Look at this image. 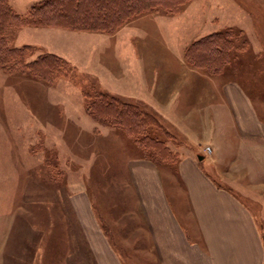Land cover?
<instances>
[{"label": "rangeland", "instance_id": "374dc122", "mask_svg": "<svg viewBox=\"0 0 264 264\" xmlns=\"http://www.w3.org/2000/svg\"><path fill=\"white\" fill-rule=\"evenodd\" d=\"M9 1L16 13L24 15L40 0ZM149 12L131 19L126 28L132 27L124 35L105 36L106 42L73 39L71 48L65 49L62 36L74 38L77 33L51 30L59 33L54 36L30 32L35 31L31 28L11 32L13 47H33L27 60L56 50L78 60L64 59L66 74L51 82L0 70V264H95L79 226L80 207L73 203L81 193L123 264L157 262L129 174L130 162L144 151L124 130L87 112V104L97 94L135 104L151 114L124 91L132 92L134 83L142 82L147 72L153 80L176 78L185 63L183 70L188 74L195 67L185 60L186 49L199 38L218 33L232 43L229 63L218 75L243 78L250 93H262L264 98V0H186L171 11ZM81 53L87 63L78 62L83 60ZM200 73L207 74L201 69ZM166 85L177 86L173 81ZM172 117L168 122L174 129L179 122L192 125L187 117ZM158 118L168 124L166 117L158 115L161 128L150 127L147 135L170 153L150 160L160 167L172 165L176 155L171 148L173 136ZM196 135L203 136L198 142L203 145L206 135L201 130ZM179 138L188 145L185 137L180 134ZM207 161H213L207 156L203 164L209 171ZM160 172L170 204H186L169 178L172 171ZM238 182L253 191L242 198L264 244V185L246 179ZM180 215L189 237L200 241L190 214Z\"/></svg>", "mask_w": 264, "mask_h": 264}, {"label": "crops", "instance_id": "0c3cea01", "mask_svg": "<svg viewBox=\"0 0 264 264\" xmlns=\"http://www.w3.org/2000/svg\"><path fill=\"white\" fill-rule=\"evenodd\" d=\"M7 1L12 8L10 1ZM30 8L24 15L12 10L20 16H27ZM148 13L151 12L140 15ZM130 20L113 34L56 27L27 26L21 29L31 28L35 31L30 32H45L54 36H59V33L55 34L51 30L77 33L74 38L72 35L68 39L62 36L65 49L71 48L73 39L79 43L106 42L105 36H113L117 32H120L118 37L124 35L132 27L126 28ZM45 53L55 54L69 63L71 59L78 60V56H62L59 50ZM80 55L83 60L78 62L87 63L84 54ZM183 65L185 63L181 64V72L176 78L155 77L153 80L147 72L142 82L134 83L132 92L124 91L130 95V100L139 101L143 110L155 117H166V125L158 119L173 136L171 148L176 160L172 165L157 167L137 148L140 158L132 160L129 166L130 179L138 196L145 226L157 253L155 264H264V244L257 222L242 198V195H252L253 191L251 187L238 182L246 179L249 183L264 185L263 95L250 93L243 78L203 74L195 68L192 69L194 74L190 69L186 74ZM123 68L128 75L127 68ZM169 80L177 86L167 87L166 84L171 83ZM151 84L158 86L151 90ZM121 86L118 85V88ZM172 116L182 119L187 117V123L191 121L192 125L179 122L174 129L168 122ZM198 130L206 135L203 145L198 143L202 141L203 134L195 136ZM180 134L188 145L181 143ZM206 147L211 150L209 155L204 151ZM207 156L213 161L206 162L209 171L203 165ZM163 168L172 171L169 178L175 184L177 195L181 192L185 196L186 204L174 207L170 204L162 183L164 175L160 171ZM73 203L80 207L81 213L77 212L79 226L95 264H123L99 223L91 215L86 195H77ZM184 212L192 217L191 227L200 241L194 242L189 237L180 219V213Z\"/></svg>", "mask_w": 264, "mask_h": 264}, {"label": "trees", "instance_id": "16d2710c", "mask_svg": "<svg viewBox=\"0 0 264 264\" xmlns=\"http://www.w3.org/2000/svg\"><path fill=\"white\" fill-rule=\"evenodd\" d=\"M186 0H44L34 4L27 16L16 14L7 0H0V70L8 75H29L51 82L66 74V62L52 54H40L28 61L31 47H11V32L23 27H56L60 29L113 34L131 18L156 9L172 10ZM231 42L228 36L211 34L199 38L185 51V60L193 67L218 75L229 63ZM86 110L94 118L122 129L134 138L148 160H158L166 147L148 137L150 127H160L154 115L137 105L122 103L106 94H97ZM156 142V143H155ZM153 144V145H150ZM155 143V144H154ZM154 151V154L147 153Z\"/></svg>", "mask_w": 264, "mask_h": 264}, {"label": "built area", "instance_id": "2783aa9c", "mask_svg": "<svg viewBox=\"0 0 264 264\" xmlns=\"http://www.w3.org/2000/svg\"><path fill=\"white\" fill-rule=\"evenodd\" d=\"M205 151H206V152H208V153H210V152H211V150H210V148H209V147H206V148H205Z\"/></svg>", "mask_w": 264, "mask_h": 264}, {"label": "water", "instance_id": "95a60500", "mask_svg": "<svg viewBox=\"0 0 264 264\" xmlns=\"http://www.w3.org/2000/svg\"><path fill=\"white\" fill-rule=\"evenodd\" d=\"M198 159H200V160H201V159H202V157H201V156H199V157H198Z\"/></svg>", "mask_w": 264, "mask_h": 264}]
</instances>
